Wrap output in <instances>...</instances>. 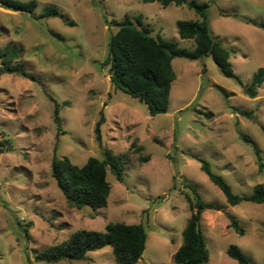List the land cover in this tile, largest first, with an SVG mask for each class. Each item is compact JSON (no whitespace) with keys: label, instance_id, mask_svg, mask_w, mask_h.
<instances>
[{"label":"rangeland","instance_id":"rangeland-1","mask_svg":"<svg viewBox=\"0 0 264 264\" xmlns=\"http://www.w3.org/2000/svg\"><path fill=\"white\" fill-rule=\"evenodd\" d=\"M34 1L36 17L48 6L60 16L36 20L0 9V50H17L13 64H21L29 75L0 76V264H43L34 261L36 254L79 230L105 233L109 223L145 228L146 244L136 264H174L190 216L184 183L203 201L222 207L201 216L207 264H237L226 253L231 245L254 264H264V204L228 205L199 162L187 155L207 161L238 195L264 188V83L256 98L242 93L264 70V0H195L209 3L210 33L231 50L229 61L238 79L225 77L210 57L175 58L169 107L156 116L110 80L103 63L117 31L112 21L128 16L138 25L139 18L152 37L192 51L193 41L181 40L176 28L178 21L199 20L192 10L141 0ZM233 110L251 111L254 118ZM101 114L98 143L94 127ZM242 136L257 147L261 169ZM104 149L124 156L123 182L108 171L111 190L105 207H70L51 177L53 157L83 166L89 158L102 159ZM225 213L238 221L243 236L229 227ZM58 264L116 263L106 247L83 261Z\"/></svg>","mask_w":264,"mask_h":264},{"label":"trees","instance_id":"trees-1","mask_svg":"<svg viewBox=\"0 0 264 264\" xmlns=\"http://www.w3.org/2000/svg\"><path fill=\"white\" fill-rule=\"evenodd\" d=\"M0 2L10 6L14 12L27 14L36 20L60 16L56 7L48 6L36 17L37 3L34 0L29 2L1 0ZM141 2L149 4L157 2L162 7L185 6L199 18L194 22L178 21L176 23L179 38L193 41L192 51L182 49L177 43L165 40L161 36L152 37L150 31L141 26L139 18H136L138 25H135L128 16L119 22L112 21L117 31L110 36L107 57L103 64L108 67L114 88L144 104L149 116L165 114L168 110L171 86L176 80V74L172 68V61L175 58L196 61L210 57L225 77L238 79L229 61L231 50L213 38L210 33L209 3H198L195 0H141ZM248 23L256 25L252 22ZM256 26L261 27V25ZM0 59V76L18 73L24 78L29 77L21 64H13L19 59L17 50L11 48L0 50ZM31 79L34 80L32 77ZM263 83L264 70L261 69L253 75L249 84L242 88V93L248 98H256ZM220 90L223 91V89ZM63 105L67 106L68 103L64 102ZM58 107L59 105L55 103L54 123L57 127H59ZM233 111L247 119L254 118L251 111ZM103 124L104 117L101 114L94 127L95 139L98 143L101 141L100 133ZM241 139L252 145L261 169L262 163L257 147L249 138L242 136ZM187 155L199 162L201 171L221 191L228 205L237 206L243 202L264 204L263 187H255L250 195H238L220 175L212 171L207 161L194 154L188 153ZM147 160L143 158L142 162H147ZM108 171L117 182H123L124 156L104 149L102 159L89 158L83 166H76L67 158L53 157L51 161V177L57 188L67 204L78 210L89 207L92 211H96L107 205L111 190L106 180ZM183 187L189 190L183 195L188 203L190 216L182 231V244L173 255L172 262L174 264H207L209 252L200 229L201 216L205 211H220L222 207L203 201L195 188L188 183H184ZM225 216L229 221V227L235 234L243 236L244 230L238 221L227 213ZM146 239L147 234L143 225L109 223L105 227V233L91 230L74 232L62 243L36 254L34 261L43 264H58L64 261L80 262L86 259L90 252L110 247L116 264H136L143 254ZM226 253L237 264H254L234 245H231Z\"/></svg>","mask_w":264,"mask_h":264},{"label":"water","instance_id":"water-1","mask_svg":"<svg viewBox=\"0 0 264 264\" xmlns=\"http://www.w3.org/2000/svg\"><path fill=\"white\" fill-rule=\"evenodd\" d=\"M0 9L13 11V10L10 8V6H8L7 4L1 3V2H0ZM196 228H198V226H197Z\"/></svg>","mask_w":264,"mask_h":264}]
</instances>
